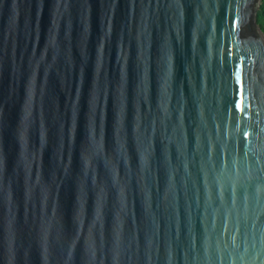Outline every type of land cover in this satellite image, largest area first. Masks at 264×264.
Here are the masks:
<instances>
[{"label": "water", "instance_id": "1", "mask_svg": "<svg viewBox=\"0 0 264 264\" xmlns=\"http://www.w3.org/2000/svg\"><path fill=\"white\" fill-rule=\"evenodd\" d=\"M260 0H0V264H264Z\"/></svg>", "mask_w": 264, "mask_h": 264}, {"label": "trees", "instance_id": "2", "mask_svg": "<svg viewBox=\"0 0 264 264\" xmlns=\"http://www.w3.org/2000/svg\"><path fill=\"white\" fill-rule=\"evenodd\" d=\"M256 22L264 33V0H262L260 9L257 12Z\"/></svg>", "mask_w": 264, "mask_h": 264}, {"label": "clouds", "instance_id": "3", "mask_svg": "<svg viewBox=\"0 0 264 264\" xmlns=\"http://www.w3.org/2000/svg\"><path fill=\"white\" fill-rule=\"evenodd\" d=\"M259 6H258V8H257V12H258V10L260 9V6H261V4H262V0H260L259 1ZM256 17H257V13H256ZM256 25L259 27V25L257 24V22H256ZM260 28V27H259ZM260 30H261V28H260ZM261 32H262V30H261ZM263 33V32H262ZM263 35H264V33H263Z\"/></svg>", "mask_w": 264, "mask_h": 264}]
</instances>
